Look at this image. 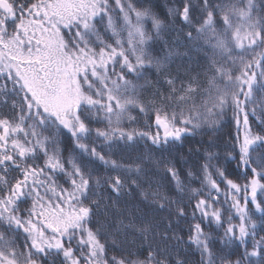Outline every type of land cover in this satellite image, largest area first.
Segmentation results:
<instances>
[{
	"label": "snow or ice",
	"instance_id": "1",
	"mask_svg": "<svg viewBox=\"0 0 264 264\" xmlns=\"http://www.w3.org/2000/svg\"><path fill=\"white\" fill-rule=\"evenodd\" d=\"M0 264H264V0H0Z\"/></svg>",
	"mask_w": 264,
	"mask_h": 264
},
{
	"label": "trees",
	"instance_id": "2",
	"mask_svg": "<svg viewBox=\"0 0 264 264\" xmlns=\"http://www.w3.org/2000/svg\"><path fill=\"white\" fill-rule=\"evenodd\" d=\"M229 117L225 118V124L222 128V130L218 133V135L221 137V147L219 149H215L216 151H220L222 156L223 153L226 151V149L223 146V141L225 139H227L228 135L230 133H233L235 131L234 126L229 122ZM201 140V137L197 136L195 138H190L187 141L184 142V144L181 145H176L172 151V155L176 156L177 154H179L180 156L183 157V159L188 160L189 163L187 165L183 164V162H179L177 164L178 167L181 168V172L183 175V170L186 167H193V165L199 160L200 163L203 162L202 159H200L198 156H196L194 153L192 155H189V149L194 148V147H199L198 142ZM157 155H159V153H157ZM165 155H167V153H165ZM221 163L224 164V166L226 168L229 169V171H231L232 169L235 168V165L229 164L224 162L223 160H221ZM193 170H195V168H193ZM103 172V170H101V173ZM193 187H199V185L194 184ZM165 190H168L167 187ZM193 259H195V257H193Z\"/></svg>",
	"mask_w": 264,
	"mask_h": 264
}]
</instances>
